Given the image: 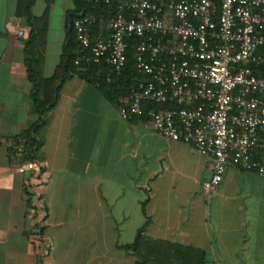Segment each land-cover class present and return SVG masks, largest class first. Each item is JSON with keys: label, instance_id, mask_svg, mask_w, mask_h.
Returning <instances> with one entry per match:
<instances>
[{"label": "crops", "instance_id": "0c3cea01", "mask_svg": "<svg viewBox=\"0 0 264 264\" xmlns=\"http://www.w3.org/2000/svg\"><path fill=\"white\" fill-rule=\"evenodd\" d=\"M14 1L0 0V264H135L127 246L138 231L198 249L204 264H264V178L228 167L205 191L207 157L155 135L145 119L123 121L74 76L51 112L41 171L8 163L1 138L35 120ZM49 22L44 78L65 28L54 34Z\"/></svg>", "mask_w": 264, "mask_h": 264}, {"label": "built area", "instance_id": "2783aa9c", "mask_svg": "<svg viewBox=\"0 0 264 264\" xmlns=\"http://www.w3.org/2000/svg\"><path fill=\"white\" fill-rule=\"evenodd\" d=\"M113 8L93 38L92 15L71 25L85 62L119 73L132 50L138 78L120 118L145 119L155 135L207 157L205 191L228 167L264 178V77L256 73L264 70V0H116ZM169 102L196 107H143Z\"/></svg>", "mask_w": 264, "mask_h": 264}, {"label": "trees", "instance_id": "16d2710c", "mask_svg": "<svg viewBox=\"0 0 264 264\" xmlns=\"http://www.w3.org/2000/svg\"><path fill=\"white\" fill-rule=\"evenodd\" d=\"M41 15L34 16L31 9L35 0H15L13 16L23 19L27 28L22 41L23 69L28 83L27 96L35 120L21 132L1 138V144L6 149L9 164L29 162L40 172L43 162L42 146L50 122L51 112L59 98L60 88L70 77H76L86 84L93 86L98 94L108 103L120 107L127 97L130 88L137 81V74L133 67L132 50L126 51L124 68L115 73L108 65H95L85 62L81 58V47L76 40L71 22L78 16L92 15L93 22L88 26L93 37L104 21L113 15V4H103V0H69L71 9L64 14V38L60 47L58 63L49 78L42 76V64L48 26V2ZM77 64H74L75 60ZM264 77V70L256 72ZM143 107L165 110L173 108H194L196 104L185 105L183 102H169L163 105L145 103ZM27 204L30 207L31 194L27 191ZM37 228V227H36ZM41 231L42 228H39ZM131 249L135 264H204L202 251L190 246L152 239L138 231L133 242L127 246Z\"/></svg>", "mask_w": 264, "mask_h": 264}, {"label": "rangeland", "instance_id": "374dc122", "mask_svg": "<svg viewBox=\"0 0 264 264\" xmlns=\"http://www.w3.org/2000/svg\"><path fill=\"white\" fill-rule=\"evenodd\" d=\"M44 0H37L34 6L31 9V12L34 16H39L45 8ZM71 3L69 0H50L48 2V17L50 18V31H53L56 34L57 30L62 28L64 20V12L71 9ZM22 26H24V20L20 19ZM48 27V26H47ZM48 29V28H47ZM47 32V31H46Z\"/></svg>", "mask_w": 264, "mask_h": 264}]
</instances>
